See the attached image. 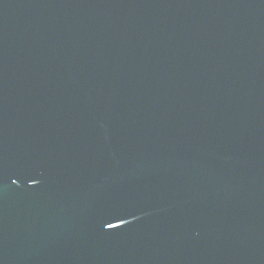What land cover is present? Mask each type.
<instances>
[{"label":"water","instance_id":"1","mask_svg":"<svg viewBox=\"0 0 264 264\" xmlns=\"http://www.w3.org/2000/svg\"><path fill=\"white\" fill-rule=\"evenodd\" d=\"M0 264H264V0H0Z\"/></svg>","mask_w":264,"mask_h":264}]
</instances>
